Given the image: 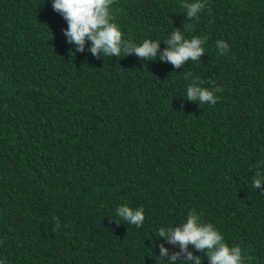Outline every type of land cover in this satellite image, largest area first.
Here are the masks:
<instances>
[{
	"label": "trees",
	"instance_id": "16d2710c",
	"mask_svg": "<svg viewBox=\"0 0 264 264\" xmlns=\"http://www.w3.org/2000/svg\"><path fill=\"white\" fill-rule=\"evenodd\" d=\"M53 4L0 0V264H211L159 236L193 209L264 264V0H114L122 49L154 59L78 51ZM176 30L205 49L179 68L160 59Z\"/></svg>",
	"mask_w": 264,
	"mask_h": 264
},
{
	"label": "clouds",
	"instance_id": "9594fccd",
	"mask_svg": "<svg viewBox=\"0 0 264 264\" xmlns=\"http://www.w3.org/2000/svg\"><path fill=\"white\" fill-rule=\"evenodd\" d=\"M114 0H54L55 11L61 13L68 22L65 35L69 43L77 46L78 51H84L87 41L92 42L91 52L99 55L101 50L106 56H120L123 50L124 55L134 52L138 57L154 59L159 51V43L145 39L139 46L128 43L122 49V32L119 26L112 22L113 16L110 14ZM204 8L202 3L187 5L188 16L195 17ZM199 19V17H197ZM169 48L160 55V59L171 62L179 68L185 61L198 60L205 49L201 46L199 38L191 40L184 39L180 30L172 32L171 38L166 41ZM224 51H228L229 45L224 41H218ZM220 91H223L221 88ZM189 100L199 99L201 102H209L212 105L217 103L214 92L208 89L191 86L187 90ZM261 181L256 179L254 187H260ZM118 216L127 220L130 224L140 227L145 220L144 209L133 210L128 206L118 208ZM200 215L195 209L189 213L186 223L175 229L163 228L159 231V236H166L170 243H178L182 250L187 253L188 259L192 260V253L187 252L188 245L192 244L198 250H208L211 264H243L246 259L242 256V249L236 245L229 247L223 235L213 226V224L198 223ZM163 255H167V249L161 247ZM173 260L179 259V254L173 255ZM195 264H201L200 258H195Z\"/></svg>",
	"mask_w": 264,
	"mask_h": 264
}]
</instances>
